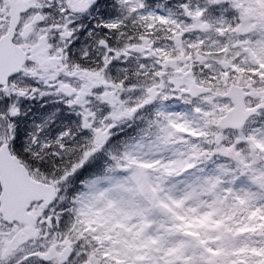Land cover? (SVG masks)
Masks as SVG:
<instances>
[{
    "label": "snow or ice",
    "instance_id": "1",
    "mask_svg": "<svg viewBox=\"0 0 264 264\" xmlns=\"http://www.w3.org/2000/svg\"><path fill=\"white\" fill-rule=\"evenodd\" d=\"M0 264H264V0H0Z\"/></svg>",
    "mask_w": 264,
    "mask_h": 264
}]
</instances>
